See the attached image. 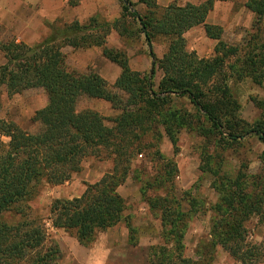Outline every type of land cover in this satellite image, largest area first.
I'll return each mask as SVG.
<instances>
[{"label":"trees","instance_id":"1","mask_svg":"<svg viewBox=\"0 0 264 264\" xmlns=\"http://www.w3.org/2000/svg\"><path fill=\"white\" fill-rule=\"evenodd\" d=\"M215 1L163 8L156 0H127L129 5L119 0L122 14L114 22L95 16L83 24L55 23L49 36L33 47L16 40L0 42L4 59L0 65V136L10 139L0 142V264L57 263L61 251L56 245L46 249L45 225L31 217L29 203L45 184L60 186L71 181L88 157L111 160L112 171L87 185L81 197L56 199L50 208L53 227L68 233L80 246L92 247L98 235L122 223L128 226L129 245H139L126 200L119 193L132 178L141 184L142 197L161 220V243L149 249L148 264H212L218 247L234 255L241 251L237 257L243 263L264 256L257 247L244 244L246 220L258 216L264 222V177L245 176L233 186L225 184L228 193L221 189L222 184L216 187L223 195L214 207L211 230L200 240L195 258L188 257L185 237L193 209L186 212L182 208L171 180L177 167L159 150L164 135L175 145L183 130L213 140L215 153L225 145L240 144L253 132L264 144V102L255 100L263 110V120L251 127L243 120L230 85L243 79H251L257 86L264 84V0H247L245 7L255 20L239 46L226 44L224 30L206 23ZM198 27L217 42L212 58L188 51L185 36ZM114 32L121 39L142 37L149 52L152 48L151 56H155L154 43L166 44L162 59L155 58L163 73L157 90L151 89L154 86L147 75L131 68L125 51L108 46ZM67 47L100 49L102 57L121 71L114 85L96 72L70 70L63 52ZM35 89L46 93L47 105L31 119L39 131L30 134L3 119L1 109L5 94L12 97ZM83 98L107 102L120 114L107 119L93 110L79 112ZM179 100H186L198 116L174 109L173 103ZM147 153L156 173L142 181L146 165L140 168L137 162ZM215 157H207L206 172L217 176L218 167L212 165ZM150 192L154 196L149 197Z\"/></svg>","mask_w":264,"mask_h":264},{"label":"rangeland","instance_id":"2","mask_svg":"<svg viewBox=\"0 0 264 264\" xmlns=\"http://www.w3.org/2000/svg\"><path fill=\"white\" fill-rule=\"evenodd\" d=\"M131 1L133 2V0ZM70 2L72 5H76L78 0H71ZM101 17L107 21L104 16ZM74 21L62 17L56 19L51 24L46 22L49 26V34L51 33V26L55 23L56 26H60L61 24H70ZM129 28L135 30L136 26L129 24ZM200 28L202 27H198V29ZM1 32L0 28V42L17 40L15 33L11 32L4 36L3 34L1 35ZM247 33H249V30H244L243 32L237 31L234 34L224 35L223 39L230 46H239L248 37ZM125 38L121 39L114 32L108 38V46L125 51L130 59L131 68L136 72L147 75L150 83L154 86L151 89L157 90L163 73L157 69L155 58L158 60L162 59L166 52V44L162 41L154 43L153 51L155 56H151L149 48L142 37L135 40L128 37ZM186 39L189 52H196L200 58L205 59L215 56L214 50L217 42H208L201 37L199 30L196 29L194 32L188 34ZM85 51L83 49L73 50L68 47L65 48L63 52L66 55L68 68L81 74L96 72L112 87L120 76L116 78L114 70L119 68L110 64L102 56H94L90 63L87 60L84 63L83 59L75 62L78 56L75 57L74 53L79 52V54H82ZM3 63L4 59L0 53V65ZM153 66L155 76L151 74ZM230 85L234 97L241 105L243 120L250 124L251 127L261 122L263 120V110L255 105V100L264 102V84L257 86L251 79H243L241 81L233 80L230 82ZM46 105L47 95L42 89L29 90L12 97L5 94L2 102L1 116L6 121L16 123L28 133L35 134L39 131V125L34 124L31 119L38 110L43 109ZM172 107L181 113L186 111L198 116L186 100L176 101ZM77 110L79 112L93 110L107 119H112L120 114V112L114 111L109 103L88 98L80 100ZM106 124L112 127L111 122H106ZM160 129L163 133V127ZM205 138L198 136L194 132L191 133L183 130L179 133L175 145L172 144L166 135H164L159 145L160 153L165 160L172 161L177 167V173L173 175L171 180L182 208L186 212H190L193 209L185 237L186 255L192 258H195V250L200 240L205 238L211 230L212 222L215 218L214 207L219 203L223 195L216 190V187L222 184V187L220 186L221 189L228 193L227 189H225V184L233 186L241 177L245 176L264 177V144L259 140L255 132L244 136L240 144L225 145L216 153L214 152V141H208ZM9 141V138L0 136V142L8 143ZM148 154L138 157L137 166L143 168V164L146 165V172L144 170L140 177L142 181L147 180L148 177H153L156 173L151 169V164L148 162ZM209 155L216 156L212 161V165L218 167L217 176L212 172V174L206 172L207 157ZM149 158L151 159V154H149ZM112 169L113 162L111 160L88 157L82 164L81 173L73 176L71 181L60 186L45 184L40 195L29 203L31 217L45 225L48 235L46 249L56 245L61 251L62 256L56 264H148L149 249L161 243L160 234L162 228L160 217L150 210V207L141 195V184L135 182L132 178H128L125 185L119 188V193L126 200L129 209L127 215L130 216L129 222L131 220V224L136 229L139 241L138 246L133 247L129 245V230L126 223H122L98 235L96 242L90 248L80 246L75 238L68 233L53 227L50 221V208L54 200H72L81 197L87 185L96 184L107 173H110ZM230 189L232 191L234 187ZM151 192L149 197L154 196V192ZM248 193L253 196L254 191ZM257 196L258 192H256L255 198ZM246 221L244 244L249 247H257L259 254L264 255V222L258 216H251ZM240 253L241 251H238L234 255L232 251H226L218 247L212 264H264V256L258 259L252 258L249 261L250 263H243L237 257Z\"/></svg>","mask_w":264,"mask_h":264},{"label":"crops","instance_id":"3","mask_svg":"<svg viewBox=\"0 0 264 264\" xmlns=\"http://www.w3.org/2000/svg\"><path fill=\"white\" fill-rule=\"evenodd\" d=\"M70 1L0 0L1 35L3 34L5 36L13 32L17 36V43L22 42L29 46L49 36L50 30L46 22L51 24L58 18H69L81 24L86 23L90 18L95 16H104L108 22H114L121 18L122 10L119 0H78L76 5H72ZM156 1L160 7L166 8L172 4L179 7H185L187 4L199 6L208 0ZM133 2L138 3L139 0H133ZM246 2L247 0H216L213 10L207 17L206 23L221 27L224 30V35L234 34L237 31L243 32L244 30H251L255 16L245 7ZM138 8L141 11L144 10V6L142 5ZM202 28L192 29L186 36L197 29L201 32V37L212 43L213 41L206 37L204 28ZM74 56H78L75 62L83 59L84 63H86V60L90 63L94 56H102V52L98 48H93L86 50L82 54L75 52ZM114 72L116 78L121 73L119 69H115Z\"/></svg>","mask_w":264,"mask_h":264},{"label":"water","instance_id":"4","mask_svg":"<svg viewBox=\"0 0 264 264\" xmlns=\"http://www.w3.org/2000/svg\"><path fill=\"white\" fill-rule=\"evenodd\" d=\"M125 4H126V5H129V3L127 2V0H125ZM131 11H134L133 8H131ZM151 52H152V48H150V53H151ZM153 72H154V66H153V69H152L151 74H153Z\"/></svg>","mask_w":264,"mask_h":264}]
</instances>
